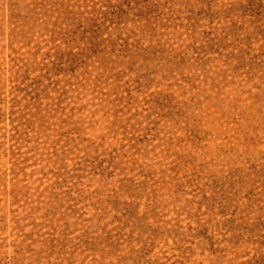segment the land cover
<instances>
[{
	"label": "rangeland",
	"instance_id": "obj_1",
	"mask_svg": "<svg viewBox=\"0 0 264 264\" xmlns=\"http://www.w3.org/2000/svg\"><path fill=\"white\" fill-rule=\"evenodd\" d=\"M0 264H264V0H0Z\"/></svg>",
	"mask_w": 264,
	"mask_h": 264
}]
</instances>
